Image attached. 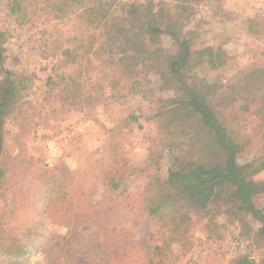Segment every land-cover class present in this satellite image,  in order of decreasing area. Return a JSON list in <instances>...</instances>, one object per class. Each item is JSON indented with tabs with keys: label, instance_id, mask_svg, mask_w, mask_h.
<instances>
[{
	"label": "rangeland",
	"instance_id": "obj_1",
	"mask_svg": "<svg viewBox=\"0 0 264 264\" xmlns=\"http://www.w3.org/2000/svg\"><path fill=\"white\" fill-rule=\"evenodd\" d=\"M158 6L162 33L148 48L139 27L127 32L132 45L112 40L129 8L119 0H0L3 68L16 88L2 113L0 264H264L250 217L239 223L225 212L208 223L183 207L170 240L144 208L150 192L160 193L149 182L167 178V146L181 139L155 119L176 97L161 74L181 55L164 51L166 26L193 48L217 50V68L196 61L188 81L213 98L244 148L239 162L264 158L257 97L230 94L264 70V0ZM4 86L0 71V95Z\"/></svg>",
	"mask_w": 264,
	"mask_h": 264
},
{
	"label": "trees",
	"instance_id": "obj_2",
	"mask_svg": "<svg viewBox=\"0 0 264 264\" xmlns=\"http://www.w3.org/2000/svg\"><path fill=\"white\" fill-rule=\"evenodd\" d=\"M180 1L147 0L141 4L132 0H119L120 4L129 8L123 20L113 28L112 40L123 47L132 45L134 38L127 36V32L139 27L146 47L153 48L162 29L157 24L151 6L159 5L155 8L157 10L175 6ZM141 18L143 24L136 26L135 22ZM165 29L172 44L164 51H178L181 55L178 60L168 61L161 74L162 81L167 74L166 79L169 78L175 84L176 97L169 100L168 107L161 109L155 119L164 133L169 134L173 129H178L181 139L180 143L174 144L175 141L167 146L172 161L167 178L163 182L158 179L149 182L148 187H157L160 193L150 192L146 196L144 208L149 217L160 224L170 240L177 232L175 219H186L182 213L183 207L195 210L208 223H213L215 217L225 212L238 217L239 223L250 217L259 224L257 237L264 238V198L262 203L259 201L260 196L264 195V181L255 179L264 171V158L248 163L239 162L244 148L224 126L218 110L211 103L213 98L199 93L196 84L188 81L187 75L196 61H202L212 69L217 68V50L211 47L193 48L189 40L180 37V32H175L170 26ZM2 38L0 32V71L5 81L0 95V153L4 142L2 113L11 108L16 89L8 77L11 72L3 68L6 56L1 45ZM247 74L246 82L238 87L233 86L230 94L239 98L242 97L241 93L247 92L251 97H257V115H264V70ZM251 79L256 86L254 88L247 83ZM181 125H188L189 129L179 127ZM242 264L251 263L245 258Z\"/></svg>",
	"mask_w": 264,
	"mask_h": 264
},
{
	"label": "built area",
	"instance_id": "obj_3",
	"mask_svg": "<svg viewBox=\"0 0 264 264\" xmlns=\"http://www.w3.org/2000/svg\"><path fill=\"white\" fill-rule=\"evenodd\" d=\"M132 1H136V2H138V3L143 4V3H146L147 0H132Z\"/></svg>",
	"mask_w": 264,
	"mask_h": 264
}]
</instances>
